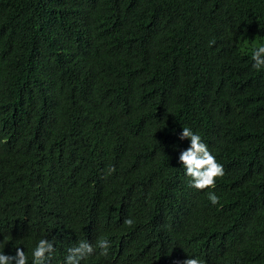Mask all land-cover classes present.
<instances>
[{"label":"trees","instance_id":"obj_1","mask_svg":"<svg viewBox=\"0 0 264 264\" xmlns=\"http://www.w3.org/2000/svg\"><path fill=\"white\" fill-rule=\"evenodd\" d=\"M261 45L264 0H0V253L264 264ZM184 126L224 167L217 205L179 162Z\"/></svg>","mask_w":264,"mask_h":264},{"label":"clouds","instance_id":"obj_2","mask_svg":"<svg viewBox=\"0 0 264 264\" xmlns=\"http://www.w3.org/2000/svg\"><path fill=\"white\" fill-rule=\"evenodd\" d=\"M214 44V40L210 42V46ZM251 59L254 70L264 69V45L256 47ZM179 139L190 141V146L179 155V162L186 170V175L190 178V187L198 191H207V198L210 203L212 205L219 204L220 198L215 194L214 188L216 180L223 178L225 175L223 165L216 160V157L209 151L208 146L202 142L200 135L194 133L190 127L184 126L182 128ZM106 171L110 175L116 169L113 166H109ZM124 223L127 226H132L134 221L128 218ZM96 247L101 249V255H108L110 244L107 239H99ZM94 251L92 244L82 240L76 246L68 249V254L65 258L66 264H81V261L92 255ZM53 252V243L47 239H41L32 252V264H45L46 260L51 259ZM0 264H28V257L25 251L18 247L15 249V255L0 253ZM183 264H202V262L198 258L189 257L183 261Z\"/></svg>","mask_w":264,"mask_h":264}]
</instances>
